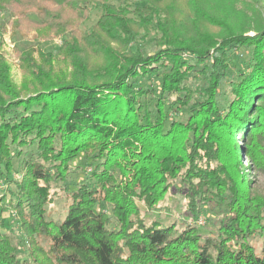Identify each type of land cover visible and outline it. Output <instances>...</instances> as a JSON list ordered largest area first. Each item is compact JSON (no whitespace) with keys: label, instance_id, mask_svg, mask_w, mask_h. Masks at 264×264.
<instances>
[{"label":"trees","instance_id":"16d2710c","mask_svg":"<svg viewBox=\"0 0 264 264\" xmlns=\"http://www.w3.org/2000/svg\"><path fill=\"white\" fill-rule=\"evenodd\" d=\"M136 1L0 0L2 30L34 31L45 41L69 35L60 60L17 52L20 89L0 53V181L15 188L0 198V214L7 199L36 264H264V183L249 176L264 179L263 13L250 1ZM93 10L97 21L80 31ZM141 32L154 35L147 55L132 48ZM239 49L250 50L248 64L229 79ZM200 77L204 85L190 87ZM139 78L158 82L154 111ZM225 80L230 99L222 107ZM182 111L183 121L168 114ZM25 146L34 152H24L15 179L13 159ZM79 157L89 172L68 191ZM56 182L67 191L58 222L46 212ZM175 190L192 218L206 205L223 210L214 231L145 221L144 212ZM0 264H28L2 231Z\"/></svg>","mask_w":264,"mask_h":264},{"label":"rangeland","instance_id":"374dc122","mask_svg":"<svg viewBox=\"0 0 264 264\" xmlns=\"http://www.w3.org/2000/svg\"><path fill=\"white\" fill-rule=\"evenodd\" d=\"M252 7H256L260 12L263 13L264 16V0H257L256 3H254L253 0H243L242 2L237 1L236 7H242L243 3H246V5L249 3ZM111 3L115 5H125L130 4L134 5L138 2L136 0H110ZM100 15V10H93L90 13L89 20L82 23L78 29L82 32L89 31L90 28L95 24L98 17ZM262 16V18H263ZM264 19V18H263ZM7 20L6 15L0 16V23L5 22ZM5 31L2 30V26L0 25V53L4 57L5 61L9 65V73H10V79L13 83V85L20 89L21 84L24 81V76L21 69V62L20 59L17 57V52L20 50H40L43 53H50L53 56H57V59H63V54L58 51L60 47L63 44V40L66 38H69V35L67 36V32H63L59 35H51V38L49 41H45L43 38L36 37V34L34 31L28 32L27 35L19 33V31H13L10 28V25H6ZM255 34L253 31H249L245 35H253ZM154 35L152 32L145 33L141 32L137 37L135 42L132 45L133 49H137L140 52H142L144 55H147L151 52H153L155 49L154 43H153ZM233 56L232 60L230 62L229 68L227 70V77L229 79H234L236 77L237 69H245L248 60H249V49H239V50H233L232 51ZM34 58L35 60H39L37 52H34ZM185 59H188L185 57ZM192 63H194L193 60H191ZM209 67V65H207ZM140 86L148 90L149 96L145 97L146 102L148 103L149 110L154 111L153 107V100L158 96V82L155 78L147 79V78H139ZM207 81L206 78L200 77L196 80H190L189 85L190 87L194 88L196 86H203L204 83ZM227 80L223 81L220 94L218 95V101L219 104L222 107H225L230 99L228 95H226L225 90L227 88ZM25 92H21V95H23ZM179 96H182L180 94ZM169 100V98H167ZM170 118L183 121L186 119L187 113L185 111L180 112L178 115L170 114L168 112ZM238 142H241L240 138H237ZM15 154H17L18 150L13 149ZM32 151L34 152V147L25 146L21 149L20 155H15L13 159V166H14V173L13 178L17 179L19 176V171L22 169V159L24 152ZM242 164L245 166L248 164V162L245 160V158L242 155ZM85 160L83 157H79L76 161H73L70 164V172L68 173L67 178V186L68 191L74 190L76 187V184L83 181L85 178V174H88L89 168L86 167L83 168V165L85 164ZM253 181L257 182L259 180V184L264 183V179L262 177H257L255 174L249 175ZM252 176V177H251ZM264 186V185H263ZM65 185H63L61 182H56L51 184V190L55 193V196L53 197V202L49 204L46 207L47 217L50 220L53 221H60L64 218L66 209H67V199H66V192H65ZM14 186L8 187L4 182L0 181V198L3 196H9L11 192H14ZM8 198V197H7ZM8 200L5 199V211L0 214V219L3 221L5 225H7L6 228H1L0 231L5 232L6 235L9 236L11 240V244L16 248L17 250V256L21 260H27L28 264H36L29 258V251L30 246L27 243L26 236L22 233L19 227V223L17 222V215L15 216L14 210L9 206L7 203ZM204 210L200 213V215L196 218H192L188 213L186 212V207L184 203L183 196L178 192L174 191L172 193H168V196L165 198V201L160 204L156 209L149 210L144 212V218L146 222H151L152 220H155L159 222L162 226L170 225L171 223L178 222V220H184L186 224L195 225L199 228L201 233L209 234L212 231H214V228L217 226L220 218L221 213H223V210L219 206L215 205H206L204 207ZM254 246L258 247L260 243L255 242L252 243ZM41 246L45 247L46 243L43 241L40 243Z\"/></svg>","mask_w":264,"mask_h":264}]
</instances>
